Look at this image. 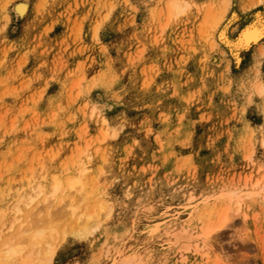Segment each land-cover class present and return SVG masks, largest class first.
I'll return each instance as SVG.
<instances>
[{"label": "rangeland", "instance_id": "obj_1", "mask_svg": "<svg viewBox=\"0 0 264 264\" xmlns=\"http://www.w3.org/2000/svg\"><path fill=\"white\" fill-rule=\"evenodd\" d=\"M184 1L0 0V210L89 161L73 199L94 229L59 237L52 264H264V40L236 65L216 38L264 0Z\"/></svg>", "mask_w": 264, "mask_h": 264}, {"label": "bare ground", "instance_id": "obj_2", "mask_svg": "<svg viewBox=\"0 0 264 264\" xmlns=\"http://www.w3.org/2000/svg\"><path fill=\"white\" fill-rule=\"evenodd\" d=\"M188 5L189 3L184 0H170L167 10L168 14L181 15L186 11ZM227 5L228 0L225 1L224 8ZM14 10L19 17H23L28 11V4L26 2H17ZM222 13L224 14V12ZM259 18L246 24L239 31L236 38H231L228 32L229 28L233 22L240 19V15L237 12H232L227 22L223 23L217 30V40L229 48L230 55L236 65H239L242 61L241 52L249 51L251 48L259 46L264 40V20ZM260 48L261 50H258L257 54L258 60L264 55L263 47ZM257 86V93L264 96V82H260ZM102 124L107 128L104 130L106 136L109 133L107 121L103 119ZM85 163V167L78 166L76 174H72L69 178L63 179V176L53 175L51 183L38 185L31 188L30 192L25 193V190L19 189L14 196L11 210H0V264H52L56 247L58 246L55 241L59 237L61 238L60 241L63 242L67 236L86 239L92 233L94 229L91 220L93 214L88 213L86 207H84L85 210L80 208L77 201L73 199V196L79 195L81 201L85 202L90 197L91 192L87 191L82 179L83 175L90 170L87 166L89 161L87 160ZM258 184L259 181L255 185ZM66 193L67 198H69L66 205H60L62 207L58 209L53 207L56 201L60 202L65 199L63 195ZM98 204V208L103 210L104 203L99 202ZM65 217L69 220H74L70 224L69 227L71 228L69 230L62 228L66 219L64 223L58 224V221L63 220ZM223 225L224 222L216 228H221ZM60 226H62L61 229L63 230L59 234ZM192 230L190 227L185 226V232L184 234L182 233L184 236L187 234L188 241L193 240V236H195ZM172 232H174L172 229L167 230L168 235L172 234ZM211 232L212 229L198 234L200 237L195 236L196 239H202V249L211 247ZM182 234L180 232L178 237ZM175 236L177 237V234ZM121 264L142 263L136 260L135 257H126L121 260Z\"/></svg>", "mask_w": 264, "mask_h": 264}, {"label": "snow or ice", "instance_id": "obj_3", "mask_svg": "<svg viewBox=\"0 0 264 264\" xmlns=\"http://www.w3.org/2000/svg\"><path fill=\"white\" fill-rule=\"evenodd\" d=\"M51 254V253H50Z\"/></svg>", "mask_w": 264, "mask_h": 264}]
</instances>
